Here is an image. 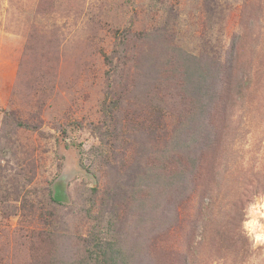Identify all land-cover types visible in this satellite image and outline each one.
<instances>
[{
    "label": "rangeland",
    "instance_id": "374dc122",
    "mask_svg": "<svg viewBox=\"0 0 264 264\" xmlns=\"http://www.w3.org/2000/svg\"><path fill=\"white\" fill-rule=\"evenodd\" d=\"M0 264H264V0H0Z\"/></svg>",
    "mask_w": 264,
    "mask_h": 264
},
{
    "label": "trees",
    "instance_id": "16d2710c",
    "mask_svg": "<svg viewBox=\"0 0 264 264\" xmlns=\"http://www.w3.org/2000/svg\"><path fill=\"white\" fill-rule=\"evenodd\" d=\"M140 57H142V55H140V53L138 52V54L137 55H134L130 60H133L134 58H135V64L139 61L138 59L140 58ZM122 60H120V64H117V69L118 70H121L123 73H121L120 71H119V74H118V76H119V78H120V80H121V77L125 74V71H127V72H130V71H132L131 70V67H128V58L126 57V56H123V55H121V57H120ZM109 59V58H108ZM111 60V62H113L112 61V59H110ZM138 60V61H137ZM172 62H173V59H170V61H168V63H170V64H172ZM182 62H184L183 61V59H182V57L181 56H177V55H175V60H174V63H177V64H179V63H182ZM134 64V65H135ZM187 64V63H186ZM115 67V68H116ZM186 67L187 68H185L184 70L183 69H180V73H182V81L183 80H185V79H187L189 76H192L194 73H195V69H194V67L193 66H191V65H186ZM127 75H129V74H127ZM184 76V77H183ZM181 81V82H182Z\"/></svg>",
    "mask_w": 264,
    "mask_h": 264
},
{
    "label": "clouds",
    "instance_id": "9594fccd",
    "mask_svg": "<svg viewBox=\"0 0 264 264\" xmlns=\"http://www.w3.org/2000/svg\"><path fill=\"white\" fill-rule=\"evenodd\" d=\"M259 239V238H258Z\"/></svg>",
    "mask_w": 264,
    "mask_h": 264
}]
</instances>
